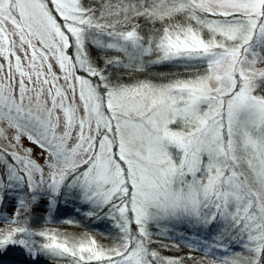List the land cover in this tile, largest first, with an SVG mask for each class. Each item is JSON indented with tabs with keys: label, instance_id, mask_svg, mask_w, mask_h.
I'll list each match as a JSON object with an SVG mask.
<instances>
[{
	"label": "snow or ice",
	"instance_id": "obj_1",
	"mask_svg": "<svg viewBox=\"0 0 264 264\" xmlns=\"http://www.w3.org/2000/svg\"><path fill=\"white\" fill-rule=\"evenodd\" d=\"M0 264H264V0H0Z\"/></svg>",
	"mask_w": 264,
	"mask_h": 264
},
{
	"label": "rangeland",
	"instance_id": "obj_2",
	"mask_svg": "<svg viewBox=\"0 0 264 264\" xmlns=\"http://www.w3.org/2000/svg\"><path fill=\"white\" fill-rule=\"evenodd\" d=\"M25 143L27 144V142H25ZM29 146L33 147L34 154H35V155H37V156H39L40 149H39L38 147H36L35 145H29ZM180 254L182 255V254H183V252H182V253H180Z\"/></svg>",
	"mask_w": 264,
	"mask_h": 264
},
{
	"label": "trees",
	"instance_id": "obj_3",
	"mask_svg": "<svg viewBox=\"0 0 264 264\" xmlns=\"http://www.w3.org/2000/svg\"><path fill=\"white\" fill-rule=\"evenodd\" d=\"M186 253H187V249L184 250L183 254H186ZM166 254H170V253H166Z\"/></svg>",
	"mask_w": 264,
	"mask_h": 264
}]
</instances>
